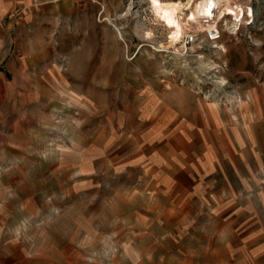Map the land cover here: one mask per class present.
<instances>
[{
  "label": "rangeland",
  "instance_id": "rangeland-1",
  "mask_svg": "<svg viewBox=\"0 0 264 264\" xmlns=\"http://www.w3.org/2000/svg\"><path fill=\"white\" fill-rule=\"evenodd\" d=\"M155 1L0 0V264H264V0Z\"/></svg>",
  "mask_w": 264,
  "mask_h": 264
},
{
  "label": "bare ground",
  "instance_id": "bare-ground-1",
  "mask_svg": "<svg viewBox=\"0 0 264 264\" xmlns=\"http://www.w3.org/2000/svg\"><path fill=\"white\" fill-rule=\"evenodd\" d=\"M229 3L230 2H224V4H220L217 0L155 1L152 4L151 13L155 19L158 21L160 20L169 31V42L172 45H176L183 37L184 24V30L187 26H195V23L198 30L210 24L211 19L207 17L208 9H216V13L214 14L215 18L218 17L220 20L225 16L229 17L235 26L244 24V22L248 20V16L253 18V11L251 8H243L239 5L234 7ZM190 9H192V11ZM181 15H183L184 18L181 17ZM209 15L214 17L213 14ZM113 27L117 37L121 38L120 29L116 26Z\"/></svg>",
  "mask_w": 264,
  "mask_h": 264
},
{
  "label": "built area",
  "instance_id": "built-area-1",
  "mask_svg": "<svg viewBox=\"0 0 264 264\" xmlns=\"http://www.w3.org/2000/svg\"><path fill=\"white\" fill-rule=\"evenodd\" d=\"M33 1H37V0H32ZM90 4L94 5V6H98L100 7L101 9H104V2L105 0H87ZM208 15L207 17L208 18H212L213 16H210L209 14H215L216 13V9H208ZM201 17V16H200ZM212 19L210 20V24H208L206 26V30H205V35H206V40L209 42V43H212V44H216L217 42L220 41L221 39V35L219 34L218 32V29H217V26H216V23H213L212 24ZM253 20H251V18L248 16V20L244 22V24H242L243 26L245 27H248L252 24ZM233 23V22H231ZM234 24V23H233ZM242 25H239V26H235L234 24V31L237 32L240 28V26ZM194 36L192 34V32H189L184 38H183V45L184 47H187V46H191V44L195 41L194 39Z\"/></svg>",
  "mask_w": 264,
  "mask_h": 264
}]
</instances>
